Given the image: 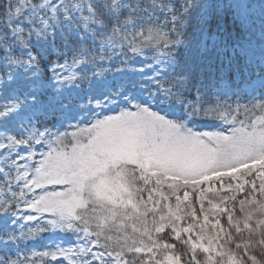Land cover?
<instances>
[{
	"label": "snow or ice",
	"instance_id": "obj_1",
	"mask_svg": "<svg viewBox=\"0 0 264 264\" xmlns=\"http://www.w3.org/2000/svg\"><path fill=\"white\" fill-rule=\"evenodd\" d=\"M158 11L173 9L161 0H0V179L11 193L0 203V264L48 257L51 264H262L264 121L241 122L228 135L201 133L152 110L175 89L159 75L138 83L144 69L128 52H141L138 39H154L149 25ZM161 63L154 72L163 74ZM254 107L264 111V103ZM84 112L94 119L82 127ZM115 148L140 163L105 167L115 174L111 183L124 185L108 192L84 169L94 160L107 165ZM89 181L95 186L84 195ZM245 192L237 218L226 205ZM245 230L249 239L236 243L233 235ZM45 232L57 241L46 250L28 249L29 256L19 247ZM258 247L261 260L250 254Z\"/></svg>",
	"mask_w": 264,
	"mask_h": 264
},
{
	"label": "rangeland",
	"instance_id": "obj_2",
	"mask_svg": "<svg viewBox=\"0 0 264 264\" xmlns=\"http://www.w3.org/2000/svg\"><path fill=\"white\" fill-rule=\"evenodd\" d=\"M218 3L219 5H225L230 10L233 11L234 15L241 18L245 24L251 25L252 23H255V29L257 31V34L252 37L250 40L244 41L237 49V52L241 55H244L245 59L250 62L253 65H261L264 66V0H257L251 2L250 0H201V14L203 15V19L208 18V12L211 9V7ZM173 20V18H172ZM201 31V28H198V32ZM166 33V32H164ZM155 37L158 38L157 32L155 34ZM213 38L208 31H204L202 34V38L200 39V43H198V46L201 48H204L207 46L211 39ZM180 42H178L179 44ZM137 46H140L141 52L140 53H132L130 50L128 52L129 57H137L135 60V66L137 68H143L144 69V78L143 82H148L150 77L159 75L160 78L169 72H172V69L175 67V60L171 57H169L165 52L162 50H150V49H144L141 44H137ZM226 52V49H223ZM229 55L234 54L235 47H231L227 50ZM142 53V54H141ZM157 61H162L159 65V68L163 70V74L160 72H154L153 69L157 67ZM136 79H141V77L137 76ZM242 92H239L238 98L240 100L245 99H254L257 102L264 99V74L256 76L254 79L248 82H244L241 86ZM151 91L153 93L156 92L155 87H151ZM217 92L221 93L224 96H229L237 92V89L233 86H230L227 81L222 80L221 86L217 88ZM145 96H147V92L144 93ZM160 100L162 101L159 105L154 104L152 106V110L159 111L161 115H165L169 119L178 120L181 123L187 125V127L192 128L194 131L197 132H207V133H217V132H224V134L228 135L231 134V131L233 128H239L241 126V122L244 123L245 126H248L251 123H255L257 127H259L260 123L264 121V112L258 114L252 121H247L244 117L243 119L236 117L235 115H231L229 117H224L223 119L219 120L216 123L213 124H203L198 123L193 117L189 115V112L187 111L186 107H182L181 103H172L169 102V100L161 96ZM147 106V105H145ZM163 109L164 111H161ZM110 115H117V112L108 113ZM83 119L84 124L81 126H88L87 121L93 120L94 117L90 116L88 112L83 113ZM73 123H77V121H73ZM69 132L73 131V129H69ZM38 153L39 152H45L47 149L45 147L36 146ZM39 155L35 157V159H39ZM120 163H131L133 165L139 164L140 160L139 157L132 153L127 152L123 149L115 148L111 150L108 153V163L107 165H101L97 160L92 161L89 165L85 166V173L91 174L95 173V177L104 173L105 167H112ZM0 167H3V161L0 159ZM7 171V169H5ZM105 181L104 187L108 186L110 188L113 187L114 183H111L109 179L101 180ZM100 181V182H101ZM15 183V182H13ZM225 185L228 183H235L234 181H228L227 178L224 181ZM5 187L4 183L0 182V188L3 189ZM207 187V185H205ZM213 187H219V183L214 182ZM0 189V197L3 194H11L9 192V188L6 186L3 190ZM13 191L16 192V194H19V189H13ZM164 191H168V189H164ZM182 195V192H181ZM221 195H231V193H225L222 192ZM247 195V192L237 194L236 196V202L228 203L226 207L228 208H235V216L237 218L241 217V213L239 211V200L243 199L244 196ZM259 198V197H258ZM208 199H213L217 202H221L219 200V197H208ZM193 205L197 208V213L199 212V200L198 197L195 195L192 197ZM205 208H208L209 205L207 202H205L204 205ZM200 213V212H199ZM202 215L201 222H203V213H200ZM264 218V217H261ZM216 219L215 213L209 214V220L210 224L206 226V231L209 233L215 232L216 229L212 227V224H214V221ZM221 221V225L228 229L229 225L227 224V213L221 214L219 217ZM256 219V217H254ZM23 223L27 224L28 222L23 221ZM183 223V222H181ZM243 228V225H241ZM198 230V229H197ZM27 231V228L25 229ZM38 236H33L29 241L24 242L23 244H20L19 247L24 250L33 249L35 248V251L40 252L46 250L45 246H47L50 241L51 242H57L52 241V237L55 234L52 233H39ZM195 235V231L193 233ZM233 239L236 243H243L244 241H247L249 239V236L247 234V231H244L243 237H240L236 234L233 235ZM219 242V241H218ZM74 246V245H73ZM231 247V245H230ZM233 251L235 249L233 248ZM254 253L257 255H261V249L258 247L254 250ZM25 252H21V256H23ZM27 254L29 256L32 255L31 251H27ZM13 259H15V255L12 256ZM48 263L51 264V258H47ZM59 260V258H58ZM65 264H67V261H65ZM262 264H264L262 260Z\"/></svg>",
	"mask_w": 264,
	"mask_h": 264
},
{
	"label": "trees",
	"instance_id": "obj_3",
	"mask_svg": "<svg viewBox=\"0 0 264 264\" xmlns=\"http://www.w3.org/2000/svg\"><path fill=\"white\" fill-rule=\"evenodd\" d=\"M161 3H166L168 5L174 4V7L178 9V11L175 9L178 21L172 23L167 20L162 25L168 29L173 27L170 36H167V38L166 36L161 37L159 39L154 36L152 41H148L147 36H145L143 39H138L137 42L141 43L146 48H162L166 41L170 42L183 38L188 44L178 49L176 45L165 48L170 55L178 58L177 68L170 76L164 79L167 85H172L175 89L173 94L174 99H171L173 101L184 99L187 101L192 100L190 108H203L205 111L218 106L215 112H208L207 115L201 112L195 117L197 120L203 122L216 120L221 112L227 110L234 111V108L239 109V111L245 113V115L254 113V111H251L252 107L257 108L254 107V105H256L254 102L248 101L242 104L236 102L234 96L224 99L220 95H214L219 81L223 78L231 81L233 85L237 84L239 86L242 81L251 80L256 75L264 73V67L252 66L239 54L228 57L224 55L221 50L223 46L238 45L246 40L249 33L250 35L253 34L252 27L245 25L240 19L235 18L229 8L213 7L209 13L210 18L205 21V26L208 27L210 33L216 36V40L213 45L210 44L201 52L195 45H189L192 42L195 43L198 41L195 38V29L201 24L199 0H161ZM188 5L190 7L185 9ZM162 13L163 17L168 16V13H165V11ZM155 25L160 24H155L153 18V22L149 27L153 30ZM236 76L240 78L239 83H236ZM224 101H227L226 105H224ZM120 166L129 165L123 164ZM114 175L115 174H111V176ZM115 191L118 190H110V192ZM7 198L8 196L5 197V199ZM4 200L0 201V203H3ZM198 216L199 222H201L202 215L199 212ZM191 222L197 223L195 220ZM187 223L188 220L186 219L183 221L182 225L187 226ZM261 258V255H257L258 260H261Z\"/></svg>",
	"mask_w": 264,
	"mask_h": 264
}]
</instances>
